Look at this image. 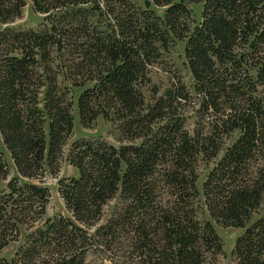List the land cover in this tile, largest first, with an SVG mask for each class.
Instances as JSON below:
<instances>
[{
  "label": "trees",
  "instance_id": "trees-1",
  "mask_svg": "<svg viewBox=\"0 0 264 264\" xmlns=\"http://www.w3.org/2000/svg\"><path fill=\"white\" fill-rule=\"evenodd\" d=\"M139 1L143 8L134 0H30L40 26L14 30L5 25L23 0H0V140L16 174L0 195V250L28 230L0 264H83L86 253L105 251L113 255L101 264H218L222 243L193 207L195 170L235 131L202 182L203 204L216 224L242 230L236 264H264V0ZM198 3L200 21L190 27L189 5ZM173 41L184 43L202 123L190 132L182 112L192 99L180 82L153 91L148 103L140 92L158 50ZM70 88L82 89L80 125L101 117L128 144L74 142L67 162L77 177L57 182L69 216L33 228L48 192L20 180L57 172L72 129ZM6 174L0 159V179Z\"/></svg>",
  "mask_w": 264,
  "mask_h": 264
},
{
  "label": "rangeland",
  "instance_id": "rangeland-1",
  "mask_svg": "<svg viewBox=\"0 0 264 264\" xmlns=\"http://www.w3.org/2000/svg\"><path fill=\"white\" fill-rule=\"evenodd\" d=\"M134 1V3H136L140 8H143V5L139 0ZM23 3L24 5L20 9L19 17L5 25V27L14 30H35L40 26L43 16L34 12L30 0H23ZM102 9H104V7ZM189 9L191 20L190 27H192L200 21L201 3L189 5ZM154 11L156 12V15L160 12L159 9H154ZM183 46V42L173 41L170 43L168 42L165 49L158 50V57L147 69L146 77L148 79V84L140 88V92L144 98V101L148 103L153 97V91L157 92L156 96H160L172 84L177 83V81L180 82L192 99L191 104L185 105L182 112L184 118V128L190 132L194 127H197V124L195 123H198V119L196 113L194 112L196 106L195 101L193 100V81L185 65ZM66 85L67 83L65 81L59 79V86L61 88H64ZM81 90V88H70L73 103L71 108L72 129L66 138L64 145L62 146L57 172L50 174L46 171L41 178L36 180H20V182L25 181L41 186L48 192V202L46 204L42 218L39 222L33 225V228L39 227L46 219H52L58 216H69V214L64 209L63 203L57 193V182L60 179L77 177V171L67 162L68 150L74 142H78L80 140H102L114 147L128 144L126 141L119 140V134L116 125L102 119L101 117H97L89 126L84 127L80 125L76 109V100ZM198 124L202 125V123ZM237 136L238 132L235 131L229 134L227 137H224L218 155L214 159L205 161L199 158L196 163V181L194 184L196 196L193 201V207L197 219L200 222H208L222 243V255L218 258V264H236L234 258L231 255V251L235 239L241 234L242 230L236 228H223L209 218L203 204L201 185L206 174L220 159L227 146H229L237 138ZM0 159L5 163L7 171L5 178L0 179V195H2L7 192V182L14 178L16 174L9 155L3 147L1 140ZM113 202L114 201L108 203L103 208L102 221L108 214ZM255 218L256 216L254 215L252 220ZM27 232L28 230L22 227L19 231L18 238L15 241L9 242L4 248L0 250V262H9L13 258L14 253L24 244L23 242ZM112 255L113 254L108 251L100 253L99 255L94 252H88L84 256L83 264L106 263V260L109 257H112Z\"/></svg>",
  "mask_w": 264,
  "mask_h": 264
}]
</instances>
